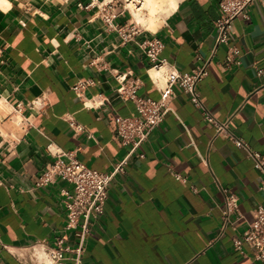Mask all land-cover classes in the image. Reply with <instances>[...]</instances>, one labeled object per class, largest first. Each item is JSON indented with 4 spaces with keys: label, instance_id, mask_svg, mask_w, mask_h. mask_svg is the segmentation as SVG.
Instances as JSON below:
<instances>
[{
    "label": "crops",
    "instance_id": "1",
    "mask_svg": "<svg viewBox=\"0 0 264 264\" xmlns=\"http://www.w3.org/2000/svg\"><path fill=\"white\" fill-rule=\"evenodd\" d=\"M4 1L11 7L0 1V264H23L3 245L21 249L61 236L75 242L64 228L62 191L71 185L60 177L36 185L46 164L70 157L103 172L126 157L103 213L91 221L82 264H260L246 243L233 244L251 210L264 208L258 172L242 148L214 136L179 91L135 148L120 144L114 127L117 116L137 114L116 93V74L136 80L138 95L159 97L150 60L135 44L155 37L160 57L181 72L209 62L199 81L204 106L264 153V0L249 5L247 19H233L229 44L215 40L219 0H176L133 41L117 31L130 22L127 12L114 27L101 18L99 5L108 0ZM229 45L238 52L229 54ZM25 118L29 125L18 124ZM215 178L238 197L234 228L221 227L224 196Z\"/></svg>",
    "mask_w": 264,
    "mask_h": 264
},
{
    "label": "built area",
    "instance_id": "2",
    "mask_svg": "<svg viewBox=\"0 0 264 264\" xmlns=\"http://www.w3.org/2000/svg\"><path fill=\"white\" fill-rule=\"evenodd\" d=\"M115 1V2H114ZM258 0H219L218 17L215 20L216 44H229L232 30V21L241 16L244 19L249 17L248 7ZM129 4L135 6L137 0H108L99 5L101 18L104 22L114 27L112 20L125 12L129 14L130 22L126 26H119L117 31L123 41H133V38L140 31L147 28L132 20L133 15ZM135 42V41H134ZM140 51L150 60L148 77L159 91V97L152 99L137 94L138 83L136 80L129 81L126 74H116L119 83L116 93L123 99H130L135 105L137 114L134 116H117L115 118L114 133L120 144L131 142L135 148L145 140L153 128L158 126L164 116L171 111L170 101L175 97L176 91L181 92L198 109L201 110L203 119L213 126L214 136L222 134L230 139L236 146L242 148L246 155L253 161V167L258 172V187L264 190V153L250 148L241 138L233 135L229 128V118L219 120L208 110L201 99L199 81L207 72L209 62L192 68L189 72L179 71L165 58L160 57L162 42L155 38L143 39L135 42ZM238 50L229 45V54H236ZM160 72V76H153L150 72ZM38 100H31V104H37ZM28 124L27 118L20 119L18 124ZM201 161L207 163L205 157ZM126 157L117 162L113 169L108 172L90 168L85 163L70 157L67 162L55 159L44 166L36 185H44L51 182L55 177L67 181L71 188L62 191L66 207V222L64 228L73 230L75 242L65 243V237H57L52 243L45 240H38L34 244L21 248V254L14 252L13 247L3 245L11 253H14L23 264H82V257L85 252V242L89 235L92 219L100 216L104 211V202L107 198L108 184L116 172L123 170ZM171 175L177 180L186 181V178L177 172L171 171ZM216 187L223 193L224 204L220 217L222 228L230 225L234 228V221L231 214L236 211L237 195L222 187L217 179H214ZM196 191V188L192 186ZM242 243H246L251 249L253 257L260 264H264V208L256 206L251 210V219L239 237L233 239L236 249ZM34 258H31L32 254Z\"/></svg>",
    "mask_w": 264,
    "mask_h": 264
},
{
    "label": "bare ground",
    "instance_id": "3",
    "mask_svg": "<svg viewBox=\"0 0 264 264\" xmlns=\"http://www.w3.org/2000/svg\"><path fill=\"white\" fill-rule=\"evenodd\" d=\"M0 1L3 3L5 2L4 0ZM175 5L176 0H137L135 6L132 4H129L128 6L132 12L133 21L150 28L151 24L157 18L164 17L174 9ZM150 72L153 76H160V72H155L153 70H150ZM13 251L19 254L23 253L20 249H13ZM34 253L35 254L31 255V258H34V255H37L36 252Z\"/></svg>",
    "mask_w": 264,
    "mask_h": 264
},
{
    "label": "clouds",
    "instance_id": "4",
    "mask_svg": "<svg viewBox=\"0 0 264 264\" xmlns=\"http://www.w3.org/2000/svg\"><path fill=\"white\" fill-rule=\"evenodd\" d=\"M10 7H11V4H9V3H7V2H5V3L2 4V8H3V10H5V11H7Z\"/></svg>",
    "mask_w": 264,
    "mask_h": 264
},
{
    "label": "rangeland",
    "instance_id": "5",
    "mask_svg": "<svg viewBox=\"0 0 264 264\" xmlns=\"http://www.w3.org/2000/svg\"><path fill=\"white\" fill-rule=\"evenodd\" d=\"M147 28H148V29H150V30H152V29H151V28H149L148 26H147Z\"/></svg>",
    "mask_w": 264,
    "mask_h": 264
}]
</instances>
